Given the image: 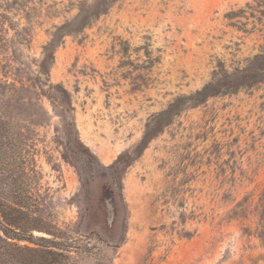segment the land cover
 Here are the masks:
<instances>
[{"label": "rangeland", "instance_id": "rangeland-1", "mask_svg": "<svg viewBox=\"0 0 264 264\" xmlns=\"http://www.w3.org/2000/svg\"><path fill=\"white\" fill-rule=\"evenodd\" d=\"M0 264H264V0H0Z\"/></svg>", "mask_w": 264, "mask_h": 264}, {"label": "trees", "instance_id": "trees-1", "mask_svg": "<svg viewBox=\"0 0 264 264\" xmlns=\"http://www.w3.org/2000/svg\"><path fill=\"white\" fill-rule=\"evenodd\" d=\"M71 124H72V122L68 123V125H71Z\"/></svg>", "mask_w": 264, "mask_h": 264}]
</instances>
